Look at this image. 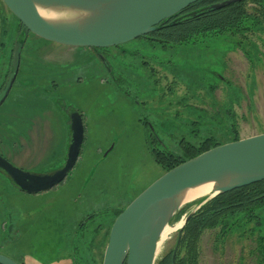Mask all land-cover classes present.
<instances>
[{"label":"rangeland","instance_id":"obj_1","mask_svg":"<svg viewBox=\"0 0 264 264\" xmlns=\"http://www.w3.org/2000/svg\"><path fill=\"white\" fill-rule=\"evenodd\" d=\"M247 8L253 13V4ZM22 42L19 74L0 107V155L26 172L50 174L67 163L70 129L36 164L17 150L26 118L77 110L85 131L75 167L48 191H20L0 170V254L19 264H103L116 211L165 174L152 147L183 156L185 145L206 138L225 143L264 132V25L197 44L138 39L97 52L30 34L0 0V95ZM200 200L170 224L156 264L175 250L177 226ZM257 216L260 227L205 230L199 264H264V208Z\"/></svg>","mask_w":264,"mask_h":264},{"label":"water","instance_id":"obj_2","mask_svg":"<svg viewBox=\"0 0 264 264\" xmlns=\"http://www.w3.org/2000/svg\"><path fill=\"white\" fill-rule=\"evenodd\" d=\"M200 0H2L9 11L32 35L49 43L95 51L119 48L149 35L157 27ZM244 0H227L208 7L218 11ZM41 11L51 13L46 18ZM195 14V13H194ZM161 42L158 39H152ZM14 53L9 80L0 95V107L9 96L19 74L21 47ZM68 160L63 169L50 174L26 175L0 155V170L25 193L37 194L67 175L75 167L84 141L80 113L74 112ZM18 168V167H17ZM61 173V174H60ZM59 174V175H58ZM264 181V133L215 147L166 172L126 207L114 220L103 264H156L165 229L187 203L189 190L213 185V198ZM190 213L178 233L173 264L183 228L196 213ZM0 264H19L0 254Z\"/></svg>","mask_w":264,"mask_h":264},{"label":"trees","instance_id":"obj_3","mask_svg":"<svg viewBox=\"0 0 264 264\" xmlns=\"http://www.w3.org/2000/svg\"><path fill=\"white\" fill-rule=\"evenodd\" d=\"M224 1L227 0H200L171 19L161 23L156 31L149 36L161 40V42L156 43L164 47L168 45L197 44L208 37L241 34L253 31L264 25V0H244L218 11L206 10L208 7ZM249 3L254 5V9H252L253 13L248 11L247 5ZM20 25L22 26L21 23ZM140 39L149 41L146 37ZM102 50L106 51L107 49ZM81 118L84 124L82 115ZM151 137L153 140V135ZM239 140V138L235 137L231 141L221 143L215 137L206 138L198 146L185 145L183 156H178L167 150H160L153 147L151 151L156 164L166 173L215 147ZM12 167V169L20 173L31 175L29 172L17 168L14 165ZM68 174L60 175V178L55 183L41 189L37 194L48 191L58 184H61L67 178ZM202 202L203 200H200L199 204ZM262 208H264V181L224 195H219L208 201L184 226L175 264H199L200 238L207 229L221 227L222 230H226L231 227L232 224L230 222H236L233 224L236 228H242L246 223L252 222H255L260 227L261 221L260 217L257 216V212ZM184 209L186 208H183L174 217L172 222L179 221L182 218L185 212ZM122 211L117 210L115 218ZM237 216H243L241 221H233ZM260 249L264 260V237H261ZM173 254L174 250L157 264H173ZM74 264L79 263L74 262Z\"/></svg>","mask_w":264,"mask_h":264},{"label":"crops","instance_id":"obj_4","mask_svg":"<svg viewBox=\"0 0 264 264\" xmlns=\"http://www.w3.org/2000/svg\"><path fill=\"white\" fill-rule=\"evenodd\" d=\"M62 50L65 51V49ZM61 53L63 54L64 52L61 51ZM75 111L79 113L77 110H71L69 115L63 116L56 110H48L41 115L35 114L31 117H27V121L23 124L26 128L23 134L27 135V138H19L17 147L19 154L21 153L29 156V158L35 160L36 164H39L45 157L50 156L53 152L52 149L55 147H53V145L58 140V135H66V133H68L67 129L69 128V134L72 138L71 117ZM17 118L20 121V115H18ZM62 141L63 139L61 142ZM18 168L22 169V167Z\"/></svg>","mask_w":264,"mask_h":264},{"label":"bare ground","instance_id":"obj_5","mask_svg":"<svg viewBox=\"0 0 264 264\" xmlns=\"http://www.w3.org/2000/svg\"><path fill=\"white\" fill-rule=\"evenodd\" d=\"M41 14L46 17V18H53L54 15L51 14V13H47V12H44V11H41ZM213 185L212 184H205V185H201L199 187H196V188H193L191 190H189L186 194V199L185 201L186 202H193L195 200H198V199H204L206 197H209L213 194ZM183 226V221H181L178 226H177V229H181V227ZM174 229L170 228V226H168L164 233H163V236L161 238V241L159 243V247H158V251H157V255L159 254L160 252V249H161V245L166 241L168 235H170V233L173 231ZM176 231V229H175ZM169 239V238H168ZM163 250V249H162ZM163 253V252H162Z\"/></svg>","mask_w":264,"mask_h":264},{"label":"flooded vegetation","instance_id":"obj_6","mask_svg":"<svg viewBox=\"0 0 264 264\" xmlns=\"http://www.w3.org/2000/svg\"><path fill=\"white\" fill-rule=\"evenodd\" d=\"M147 39H149V42H152V43H156V42H158V41H154V40H152V39H156V38H153V37H146ZM151 40V41H150ZM154 41V42H153ZM105 52H107V50L105 51ZM105 56V55H104ZM14 58V57H13ZM21 62H22V56H21ZM12 68L13 67H11V70L9 71V73H8V75H7V82H8V80H9V77H10V74H11V72H12ZM6 82V83H7ZM6 83H5V85H6ZM5 85H4V87H5ZM4 87H3V89H4ZM80 114H81V112H79ZM82 115V114H81ZM84 119V118H83ZM84 125V124H83ZM85 129V128H84ZM3 157V156H2ZM3 158H5V157H3ZM6 160H8L7 158H5Z\"/></svg>","mask_w":264,"mask_h":264}]
</instances>
